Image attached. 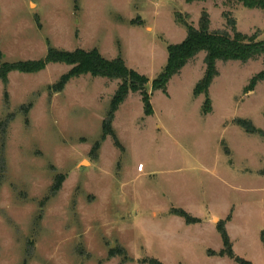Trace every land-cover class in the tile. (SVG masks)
Listing matches in <instances>:
<instances>
[{
	"label": "rangeland",
	"instance_id": "374dc122",
	"mask_svg": "<svg viewBox=\"0 0 264 264\" xmlns=\"http://www.w3.org/2000/svg\"><path fill=\"white\" fill-rule=\"evenodd\" d=\"M202 12L210 32L232 35L231 20L264 39V9L232 0H0V68L43 60L49 47L96 50L148 79L153 110L145 116L130 93L103 138L120 80L83 75L56 94L70 67L50 64L0 81V264H236L217 255L222 222L234 253L264 264V137L237 124L264 133V82L244 94L263 58L216 63L208 115L193 96L203 52L166 94L151 90L167 47L185 39L183 23L198 28Z\"/></svg>",
	"mask_w": 264,
	"mask_h": 264
},
{
	"label": "trees",
	"instance_id": "16d2710c",
	"mask_svg": "<svg viewBox=\"0 0 264 264\" xmlns=\"http://www.w3.org/2000/svg\"><path fill=\"white\" fill-rule=\"evenodd\" d=\"M218 1V0H186L187 3ZM241 3L247 9H264V0H232ZM183 23V22H182ZM229 26L232 29V35L227 32H210V20L206 12H202L198 28L183 23L186 29L185 39L176 45L167 47V62L163 71L152 81L151 90L160 91L166 94L167 84L173 76L178 75L181 70L198 54L205 53L204 76L193 89V96H203V114L211 113V101L208 96L209 88L213 80L218 76L216 63L220 62H241L263 58L264 63V39L257 40L255 36L248 37L241 34L235 29V22L229 21ZM50 64H64L70 67V70L62 75L59 81L51 87L53 93H61L65 86L74 78L83 75H90L93 78H105L108 80H120V84L111 99L109 111L106 119L102 123V137L112 136L111 123L115 112L119 106L123 104L130 93H139L143 105V113L145 116H151L153 110L150 104V94L145 89L148 84V79L135 71L128 69L121 58L113 60L104 59L96 50L83 51L77 49L72 52L56 50L49 47L45 58L38 61H25L13 64H3L0 68V81L7 82V75L10 72H18L21 74H36L39 73ZM264 82V69L255 75L244 90V94L254 91L256 85ZM238 126L248 134H259L264 137V133L257 130L249 121L239 120ZM58 182L53 186L51 195H54L60 188L61 178L58 177ZM173 215L182 218L187 224H195L199 221L190 217L183 210L173 212ZM216 231L219 234L222 242V249L217 254L219 257H227L233 260L236 264H252L243 258L238 257L233 249L232 244L225 229L224 223L216 226ZM260 240L264 251V234L260 236ZM209 257L215 256V253L210 250ZM147 264H162L161 262L151 259Z\"/></svg>",
	"mask_w": 264,
	"mask_h": 264
},
{
	"label": "built area",
	"instance_id": "2783aa9c",
	"mask_svg": "<svg viewBox=\"0 0 264 264\" xmlns=\"http://www.w3.org/2000/svg\"><path fill=\"white\" fill-rule=\"evenodd\" d=\"M143 170V166L140 164V165H138V167H137V171L138 172H141Z\"/></svg>",
	"mask_w": 264,
	"mask_h": 264
},
{
	"label": "crops",
	"instance_id": "0c3cea01",
	"mask_svg": "<svg viewBox=\"0 0 264 264\" xmlns=\"http://www.w3.org/2000/svg\"><path fill=\"white\" fill-rule=\"evenodd\" d=\"M144 168V167H143Z\"/></svg>",
	"mask_w": 264,
	"mask_h": 264
}]
</instances>
